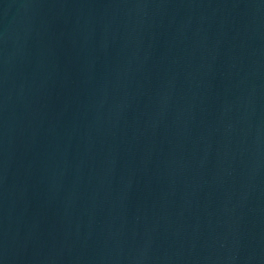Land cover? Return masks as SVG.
<instances>
[{"label": "water", "instance_id": "water-1", "mask_svg": "<svg viewBox=\"0 0 264 264\" xmlns=\"http://www.w3.org/2000/svg\"><path fill=\"white\" fill-rule=\"evenodd\" d=\"M0 264H264V0H0Z\"/></svg>", "mask_w": 264, "mask_h": 264}]
</instances>
